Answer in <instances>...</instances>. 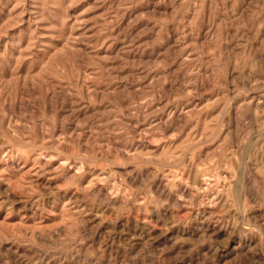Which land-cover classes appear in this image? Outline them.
<instances>
[{
	"label": "rangeland",
	"instance_id": "374dc122",
	"mask_svg": "<svg viewBox=\"0 0 264 264\" xmlns=\"http://www.w3.org/2000/svg\"><path fill=\"white\" fill-rule=\"evenodd\" d=\"M0 264H264V0H0Z\"/></svg>",
	"mask_w": 264,
	"mask_h": 264
}]
</instances>
